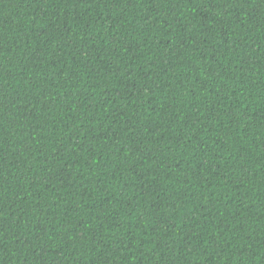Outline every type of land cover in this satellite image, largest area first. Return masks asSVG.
Here are the masks:
<instances>
[{
  "label": "trees",
  "instance_id": "obj_1",
  "mask_svg": "<svg viewBox=\"0 0 264 264\" xmlns=\"http://www.w3.org/2000/svg\"><path fill=\"white\" fill-rule=\"evenodd\" d=\"M0 264H264V0H0Z\"/></svg>",
  "mask_w": 264,
  "mask_h": 264
}]
</instances>
